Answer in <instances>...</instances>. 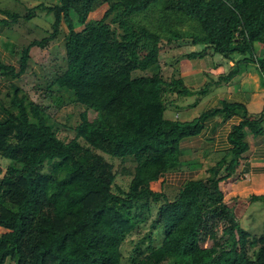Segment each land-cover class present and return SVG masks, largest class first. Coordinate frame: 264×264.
Returning <instances> with one entry per match:
<instances>
[{
  "label": "trees",
  "instance_id": "1",
  "mask_svg": "<svg viewBox=\"0 0 264 264\" xmlns=\"http://www.w3.org/2000/svg\"><path fill=\"white\" fill-rule=\"evenodd\" d=\"M102 5L107 6L103 15L91 19ZM152 5L160 6L167 19L196 23L200 33L186 36L166 22L171 36L162 37L133 20V14ZM24 10H2L1 24L31 23L36 11H44L52 17L51 31L22 48L18 65L0 60V76L16 79L27 67L32 46L44 48L62 36L66 65L45 85L44 97L56 108L82 109L73 137L65 141L42 115L48 105L14 84L1 96L0 162L6 165L0 169V227L6 232L0 234V264L8 259L13 264H122L125 233L143 223L152 202L160 199L158 222L167 235H192L195 248L173 255L162 244L131 264H264V234L251 235L239 225L221 188L248 149L247 135L264 133V107L250 115L243 104L223 100L190 120L166 118L173 102L168 93L191 91L182 77L166 80L159 69L163 43L189 40L204 48L186 56L211 50L233 61L216 83L253 64L264 75V0H57ZM29 29L40 31L36 24ZM150 68L156 71L148 73ZM217 114H238L240 120L221 152L224 164L217 163L212 174L188 180L171 199L163 191H137L132 182L127 189L115 183L116 172L105 155H131L164 173L199 167L197 160L209 148L194 158L196 148L182 143L196 139L208 123L217 124Z\"/></svg>",
  "mask_w": 264,
  "mask_h": 264
},
{
  "label": "rangeland",
  "instance_id": "2",
  "mask_svg": "<svg viewBox=\"0 0 264 264\" xmlns=\"http://www.w3.org/2000/svg\"><path fill=\"white\" fill-rule=\"evenodd\" d=\"M1 5L7 6L6 0H0ZM37 1V0H36ZM36 1H28L26 5H32ZM51 4L57 2V0H45ZM10 6V4H8ZM19 5L15 7V2L11 0L10 8L12 10H18L21 14L25 10ZM31 7V6H30ZM18 8V9H17ZM106 5H102L90 14L91 19L100 18L105 9ZM37 16L31 18L29 22H24L25 27L20 28L21 33L19 40L16 41L17 45L14 44L12 49L5 51V56L10 53L11 62L14 65H18V58L22 51V48L30 43L34 38H40L42 35H47L51 31L52 17L43 16L45 12L36 11ZM74 16V15H73ZM135 22L144 24L149 30L159 33L162 37L171 36L170 32L167 31L166 22L170 23L171 27L175 30H179L183 35H189L194 33H200V27L184 18H169L167 19L160 6L152 5L146 11L136 13L132 15ZM23 23V20H21ZM167 23V24H168ZM36 24L40 27V31L31 30L29 26ZM77 26H79L76 23ZM41 29L47 30L46 32ZM62 36L52 40L48 46L39 48L38 46H32L29 52V60L27 61V67L25 71L16 79L10 80L14 85L19 86L30 99L44 103L48 105L42 115H47V122L53 123L54 129L57 130V134L60 138L65 141L71 139L74 135L72 127L78 122L77 113L81 111L82 107L78 105L66 104L62 108H56L49 102V99L44 97L45 85L55 77V74L65 68L64 61V48ZM204 48L203 45H191L190 41H180L171 45L164 44L159 52V69L162 77L166 80L171 77H182L183 85L188 87L191 91L188 95L177 96L176 92L168 93V97L173 99L172 104L167 108L164 113L166 118H179L180 120H190L193 117L198 116L206 107L211 104V98L213 97V91L218 88L219 84H222L221 88L216 90V93H221L227 88L225 82L216 83L215 81L220 75L228 72L230 66L228 59L222 57L217 53H211V50H206L204 55L186 56L188 53L201 51ZM12 53V54H11ZM204 56V57H203ZM240 56L235 55L234 58L238 59ZM211 62L215 64L219 63L224 66L225 71L219 75L216 70L211 71ZM254 68H257L253 64ZM156 69L150 68L147 70L148 73L155 72ZM200 74L188 77V74L198 72ZM203 71V72H202ZM140 71H136L137 74ZM202 72V73H201ZM211 82L209 90L205 94L198 93L199 89L204 87L207 83ZM196 101V105L192 106L191 103ZM178 106V107H177ZM248 111V110H247ZM251 112V110H249ZM88 116L90 119L95 118V113L88 110ZM205 133V131L203 132ZM203 133L198 136L197 140L193 141V147L196 148L198 143H201ZM185 143H182L184 145ZM202 154V149L194 151V158L198 154ZM226 154V153H225ZM224 153L211 152V149L199 158L197 162L200 164L199 167L192 168L187 171H175L164 173L159 171L157 167L149 165L141 159L140 161L135 160L134 156L126 155L123 158L110 157L105 155L106 159L113 165V170L116 172L115 183L127 189L129 184L134 183V187L137 191L149 188L153 191L160 190L171 199L178 190L180 185H183L190 179L204 178L207 175L212 174L211 168L217 163L224 164ZM2 160L9 161L2 158ZM140 163V165H139ZM3 162H0V169H5ZM138 173L139 178L134 180ZM222 173V170H221ZM235 181L227 180L221 182V188L223 190V202L227 207H231L234 218L238 221L239 225L245 230L249 231L251 235L260 236L264 234V207L261 206L257 211L251 207L247 210H242L243 206L234 202L231 198L235 196V189L233 188ZM240 194V193H239ZM164 203L163 199L158 202H152L151 210L148 214V218L134 228L125 233L122 244V264H131L144 257L149 253L151 247L158 245H164L167 250L173 255H182L195 248L194 238L192 235H184L178 237L175 232L167 235L165 226L158 222L159 207ZM167 215V214H165ZM170 221L172 215H169ZM6 229L0 227V234H4ZM239 251L240 248L238 247ZM250 252V251H249ZM5 264H13L12 260H6Z\"/></svg>",
  "mask_w": 264,
  "mask_h": 264
},
{
  "label": "crops",
  "instance_id": "3",
  "mask_svg": "<svg viewBox=\"0 0 264 264\" xmlns=\"http://www.w3.org/2000/svg\"><path fill=\"white\" fill-rule=\"evenodd\" d=\"M28 1L34 2L36 0H13L15 7L23 5L21 6L23 9L30 6L33 7L41 2L51 4L45 0H37L36 3H31L32 5L29 6L26 5ZM5 2H8L11 6V0H6ZM1 3L0 1V20L6 19V16L1 13L2 10L10 8L8 4L4 6ZM23 25L24 23L21 21L18 23H9L6 26L0 22V60L2 63L13 64L9 58L11 56L10 53L5 56V51L7 49L11 50L14 44L17 45L16 41L19 40L18 34L20 35L21 33L20 28L25 27ZM228 61L229 66H232L233 61ZM213 70H216L220 75L225 71V68L219 63L215 64V62H211V71ZM198 74H200L199 71L188 74L187 76L190 77ZM10 80L13 79L8 76H0V120L5 117V113L1 108V96L13 84ZM225 83L228 87L223 92L216 93V90L221 88L222 84H219L218 88L213 91L211 104L208 107H219L221 102L225 100L227 102L243 104L250 115H254L262 110L264 107V75L258 68L249 65L241 74ZM214 119L218 120L217 124L213 122L207 124L203 130L205 133L202 132L205 140H202L196 146V150L202 149V154L200 153L199 156L203 155L206 148L211 149V152L215 154L227 149V136L231 127L239 122L240 116L234 114L229 117H222L220 114H217ZM206 137H210V140H206ZM197 138L198 136L193 141L197 140ZM193 141L184 143L190 145ZM247 142L248 149L240 159L235 172L229 178L223 180V182L230 181V179L235 181L233 182L235 183L233 188H236L234 191L235 196L231 198L234 202H238V204L243 206L242 210L245 211L248 207H251L254 211H257L261 206L264 207V133L255 136L248 134Z\"/></svg>",
  "mask_w": 264,
  "mask_h": 264
}]
</instances>
